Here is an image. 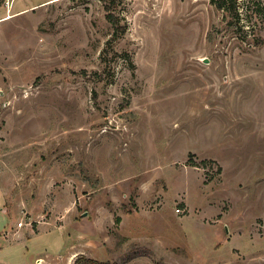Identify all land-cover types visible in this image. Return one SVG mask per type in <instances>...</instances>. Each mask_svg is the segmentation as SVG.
Listing matches in <instances>:
<instances>
[{
  "label": "rangeland",
  "instance_id": "374dc122",
  "mask_svg": "<svg viewBox=\"0 0 264 264\" xmlns=\"http://www.w3.org/2000/svg\"><path fill=\"white\" fill-rule=\"evenodd\" d=\"M105 6L0 0V264H264V0Z\"/></svg>",
  "mask_w": 264,
  "mask_h": 264
},
{
  "label": "trees",
  "instance_id": "16d2710c",
  "mask_svg": "<svg viewBox=\"0 0 264 264\" xmlns=\"http://www.w3.org/2000/svg\"><path fill=\"white\" fill-rule=\"evenodd\" d=\"M106 1V10H107V18L108 20L113 24L114 26V33H113V37L110 40V42L112 40H115L117 38H119L121 36V34L123 33V31L125 30V27L121 26L120 22H119V18L117 17V15L115 14L114 10L117 8L118 4L120 2H122L123 0H105ZM219 1H227V0H219ZM223 4L221 2H219V6H222ZM0 127H1V121H0ZM118 219H120V217H118ZM90 264H107V263H99L96 261H90Z\"/></svg>",
  "mask_w": 264,
  "mask_h": 264
},
{
  "label": "built area",
  "instance_id": "2783aa9c",
  "mask_svg": "<svg viewBox=\"0 0 264 264\" xmlns=\"http://www.w3.org/2000/svg\"><path fill=\"white\" fill-rule=\"evenodd\" d=\"M14 2L15 0H3V5H5L8 12L11 10L12 6L14 5ZM180 210H181L180 208L177 209V211H180ZM19 225H23V222H20Z\"/></svg>",
  "mask_w": 264,
  "mask_h": 264
},
{
  "label": "bare ground",
  "instance_id": "6f19581e",
  "mask_svg": "<svg viewBox=\"0 0 264 264\" xmlns=\"http://www.w3.org/2000/svg\"><path fill=\"white\" fill-rule=\"evenodd\" d=\"M11 16H9V17H6V18H10Z\"/></svg>",
  "mask_w": 264,
  "mask_h": 264
}]
</instances>
